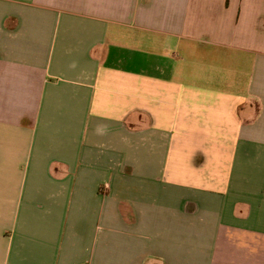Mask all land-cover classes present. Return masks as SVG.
Returning <instances> with one entry per match:
<instances>
[{"label":"crops","instance_id":"1","mask_svg":"<svg viewBox=\"0 0 264 264\" xmlns=\"http://www.w3.org/2000/svg\"><path fill=\"white\" fill-rule=\"evenodd\" d=\"M0 264H264V0H0Z\"/></svg>","mask_w":264,"mask_h":264}]
</instances>
